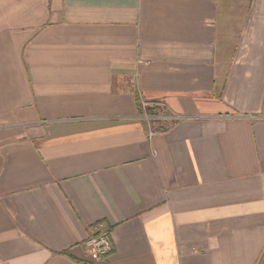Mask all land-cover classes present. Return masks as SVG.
<instances>
[{"label":"crops","instance_id":"obj_1","mask_svg":"<svg viewBox=\"0 0 264 264\" xmlns=\"http://www.w3.org/2000/svg\"><path fill=\"white\" fill-rule=\"evenodd\" d=\"M104 228L105 264H264V0H0V264Z\"/></svg>","mask_w":264,"mask_h":264},{"label":"built area","instance_id":"obj_2","mask_svg":"<svg viewBox=\"0 0 264 264\" xmlns=\"http://www.w3.org/2000/svg\"><path fill=\"white\" fill-rule=\"evenodd\" d=\"M144 107L147 102H144ZM162 115L158 114V117ZM89 255L93 262L105 264L112 249L111 231L108 228L102 229L98 234L87 240Z\"/></svg>","mask_w":264,"mask_h":264},{"label":"rangeland","instance_id":"obj_3","mask_svg":"<svg viewBox=\"0 0 264 264\" xmlns=\"http://www.w3.org/2000/svg\"><path fill=\"white\" fill-rule=\"evenodd\" d=\"M156 117H158V116H156ZM156 117H155V118H156Z\"/></svg>","mask_w":264,"mask_h":264}]
</instances>
